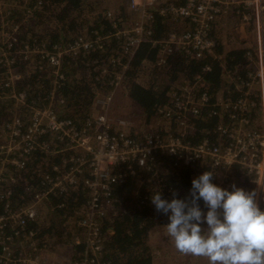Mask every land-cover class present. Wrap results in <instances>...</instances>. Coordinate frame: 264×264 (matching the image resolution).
<instances>
[{
	"label": "built area",
	"instance_id": "1",
	"mask_svg": "<svg viewBox=\"0 0 264 264\" xmlns=\"http://www.w3.org/2000/svg\"><path fill=\"white\" fill-rule=\"evenodd\" d=\"M124 1L134 25H127L111 35L124 42L122 55H114L109 60L110 66L119 67L114 89L107 98L109 102L105 104L104 113L94 116L83 128L58 117L52 106L53 93L48 106L39 108L29 104L26 94L17 87L22 75L12 68L9 53L3 52L0 62L5 72H0L3 78L0 100L8 99L17 107H26L29 114L27 119L16 114L1 129L0 203L9 197L8 187L15 181L11 170L24 169L27 159L36 151L71 156L63 160V168L53 167V172L58 175L46 176V188L36 193L28 205L0 213V264H47L40 251L38 256L32 253L37 234L27 226L36 220L40 207L53 194L68 192L82 179L91 199L83 217L75 222V226L84 232V241L77 237L74 245L84 243L86 246V259L82 264H100L102 222L111 207L114 187L123 183L128 175H134L136 169L153 173L150 178L158 179L168 160L178 167H192L197 163L209 167L223 188L230 190L236 185L246 191L255 190L257 203L264 209V190L259 187H264V0H182L179 5L176 0ZM229 11L245 23H254L259 33V49L247 50L253 70L242 87V92L246 88L244 97L235 102L221 98L211 104L208 93L200 94L205 84L199 77L190 86L181 83L171 96L172 103L159 109L157 116L168 120L166 123L154 122L149 129L137 133L128 131V124L123 120L114 126L110 103L124 86L125 74L141 45L151 42L158 48L157 66L167 73L175 55L202 59L213 53L216 48L213 25L218 17ZM107 16L111 18L112 13L108 12ZM154 16L166 18L172 24L181 21L187 27L154 40ZM111 36L98 35L94 41L79 38L68 48L58 46L49 51L25 47L21 54L25 60L37 56L46 60L54 86H58L65 80L62 73L64 55L87 52L93 47L103 49ZM206 111L210 117L228 118L230 124L226 125V119L218 128L222 142L216 144L204 138L194 144L185 140L186 134L194 130L193 121ZM52 138L58 141L57 151ZM239 171L241 175L238 177L236 172ZM243 182L247 185H242Z\"/></svg>",
	"mask_w": 264,
	"mask_h": 264
},
{
	"label": "trees",
	"instance_id": "2",
	"mask_svg": "<svg viewBox=\"0 0 264 264\" xmlns=\"http://www.w3.org/2000/svg\"><path fill=\"white\" fill-rule=\"evenodd\" d=\"M97 2L0 0V60L3 52L7 51L12 68L22 75L17 87L26 94L29 104L39 108L48 106L53 93L55 100L52 106L58 117L71 120L78 128L86 126L94 117L98 101L109 97L114 89L119 67L110 66L109 60L114 55H122L124 42L111 35L134 21L124 0H117L118 6H114L113 12L102 9ZM175 2L179 5L183 1ZM108 12L112 13L111 18L107 16ZM154 17V40H159L172 31L179 32L172 26V21ZM2 27H5L7 32H12L9 42L4 45L1 44ZM213 32L214 30V38ZM98 35L111 36L103 49L93 47L87 52L63 56L62 73L65 80L58 86H54L46 60H41L40 56L25 60L21 54L25 47L44 48L48 51L58 46L68 48L79 38L94 41ZM222 51V46L216 42L214 53L202 59L175 55L167 72L169 82L159 73L162 69L157 66L158 48L151 42L143 43L130 63L124 86L121 88L128 89L129 97L145 113L147 121L151 124L156 121H168L157 115L159 109L172 103L171 96L172 92L176 91V83L179 89L182 82L190 86V83L193 84L200 77L205 84L204 88L200 89V94L208 93L211 104H216L221 98L235 102L244 97L246 88L242 92V87L253 70L251 59L247 51H234L221 59ZM222 64L226 66L225 71ZM205 68L207 70L204 71ZM0 72H5L1 62ZM224 73L231 77L230 83L223 77ZM180 77L183 78L178 80ZM2 79L0 76V83ZM28 111L26 107L15 106L11 100H0V138L3 126L16 114L27 119ZM226 119V125H229L227 117L220 120L218 117H210L209 111L204 112L193 121L194 130L186 134L185 140L196 144L208 138L212 143H221L218 128ZM52 141L54 150H59L56 138H52ZM70 156L64 153L47 154L36 151L27 159L24 169L11 170L15 181L8 187L9 197L0 203V213L28 205L36 193L46 188L45 177L58 175L53 172V167L63 168V160L69 159ZM174 163L171 160L166 161L158 179L150 178L153 173L136 169L134 175H128L123 183L114 187L111 207L102 222L103 255L100 264H155L154 245L150 244V235L156 232L167 237L164 228L167 217L154 209L151 194L159 190L164 199H172L174 193L178 198H184L189 194L191 180L204 171H211L201 163L187 168L178 167ZM87 175L88 173L85 176ZM236 175L239 177L240 171L236 172ZM213 182L220 186L215 175ZM242 185L246 186L247 182ZM90 199V191L84 179L68 192L53 194L48 202L40 207L36 220L27 226L28 230L37 234L34 238L36 246L34 252L32 248V253L38 256V252L46 248L56 249L66 245L71 247L70 263L82 264L86 259V246L84 243L75 246L74 242L77 237L84 241V232L75 226V222L85 214ZM200 203L203 207L202 202Z\"/></svg>",
	"mask_w": 264,
	"mask_h": 264
},
{
	"label": "clouds",
	"instance_id": "3",
	"mask_svg": "<svg viewBox=\"0 0 264 264\" xmlns=\"http://www.w3.org/2000/svg\"><path fill=\"white\" fill-rule=\"evenodd\" d=\"M213 176L207 170L193 178L184 198L174 193L164 199L159 190L151 194L154 209L167 217L168 238L179 253L207 264H264V209L256 191L223 188Z\"/></svg>",
	"mask_w": 264,
	"mask_h": 264
},
{
	"label": "rangeland",
	"instance_id": "4",
	"mask_svg": "<svg viewBox=\"0 0 264 264\" xmlns=\"http://www.w3.org/2000/svg\"><path fill=\"white\" fill-rule=\"evenodd\" d=\"M99 2L100 7L105 9L106 11H114V6H118L117 0H97ZM97 2V3H98ZM1 10V8H0ZM236 17V16H234ZM242 23H245L242 19H240ZM252 24V23H245ZM134 23H128V27H133ZM257 27V26H256ZM238 27H234L236 29ZM5 27L1 29V44L4 45L10 40V34L12 32H7ZM161 77L165 80H169L170 78L168 74L164 71H159ZM180 77L178 80L182 79ZM128 89L121 88L114 95L110 105H111V113L110 117L113 122L116 123L119 121H126L128 124L127 130L137 133L144 131L150 128L151 122L147 121L146 115L141 111L139 106L131 100L128 95ZM108 97L101 98L98 101L96 106V111L94 116H99L104 113L106 108V103L109 102ZM107 99V100H106ZM106 100V101H105ZM3 139V138H0ZM164 243V244H163ZM150 244L154 245V254H155V264H207V261L204 258L196 257L192 255H184L179 253L175 247L173 246L170 239L165 237V235H160V233H152L150 235ZM71 247L70 246H60L59 248L52 249L46 248L41 251V254L44 258V262L52 263V264H71ZM47 256V257H45ZM47 259V260H46Z\"/></svg>",
	"mask_w": 264,
	"mask_h": 264
},
{
	"label": "crops",
	"instance_id": "5",
	"mask_svg": "<svg viewBox=\"0 0 264 264\" xmlns=\"http://www.w3.org/2000/svg\"><path fill=\"white\" fill-rule=\"evenodd\" d=\"M240 19L241 18H239L238 16L234 17L232 15V12L229 11L225 15L218 17L213 25V30H214L213 34L216 37L214 38L216 42L219 43L223 48L222 55L220 57L221 59L226 58V56L229 53L234 51L246 52L247 50L250 49L253 51L259 49L260 41H259V33L256 25L254 23L249 25L242 23ZM172 26L176 27V29L179 30V32L185 30V28L187 27V25L186 24L184 25L183 22L181 21L174 22ZM234 27H238V28L234 29ZM223 68L225 71L226 70L225 64L223 65ZM223 77L228 79L227 83L231 82V77L226 76L225 73ZM176 84H175V88H177ZM173 93L174 92H172V94ZM156 123H159V121H156ZM47 264H52V263H48L47 260Z\"/></svg>",
	"mask_w": 264,
	"mask_h": 264
}]
</instances>
